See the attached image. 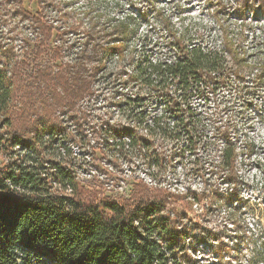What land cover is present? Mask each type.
<instances>
[{
	"label": "trees",
	"instance_id": "obj_1",
	"mask_svg": "<svg viewBox=\"0 0 264 264\" xmlns=\"http://www.w3.org/2000/svg\"><path fill=\"white\" fill-rule=\"evenodd\" d=\"M27 1L37 2V15L25 9ZM237 3L242 16L251 11L264 21V0ZM56 22L45 0H0V264H200L186 242L185 214L170 208L162 189L137 180L129 197L99 196L82 185L77 156H63L59 143L77 141L86 117L80 104L95 95L108 68L93 55L116 57L126 68L121 83L134 89L126 103L133 112L126 125L108 129L107 147L143 151L167 142L182 153L209 149L213 174L237 199L239 154L230 121L210 127L193 101L211 97L215 109L232 108L263 90L264 33H227L221 46L207 49L190 46L165 20L155 57L129 51L135 31L119 20L107 41L66 62L54 45L64 35Z\"/></svg>",
	"mask_w": 264,
	"mask_h": 264
},
{
	"label": "rangeland",
	"instance_id": "obj_2",
	"mask_svg": "<svg viewBox=\"0 0 264 264\" xmlns=\"http://www.w3.org/2000/svg\"><path fill=\"white\" fill-rule=\"evenodd\" d=\"M45 1L48 17L57 19L55 25L64 30L62 39L54 45L63 48L66 62L80 56L82 49L90 50L92 44L107 41L119 20H129L135 31L129 51L133 54L146 50L155 57L158 52L152 47L164 34L165 20L179 29L190 46L207 49L221 46L227 33L235 36L250 28L258 35L264 33L260 14L256 17L250 11L242 16L237 0H219L223 9L217 0ZM24 7L33 15L41 10L37 2L27 1ZM246 18L253 22L251 27H246ZM247 34L252 45L254 33ZM93 57L96 61L103 59L108 68L98 77L95 95L80 104L79 113L85 112L86 117L81 121L77 141L68 138L59 143L63 156H77L82 185L99 196L118 200L129 197L133 184L143 180L162 189L173 204L170 208L185 214L183 222L189 229L186 242L197 251L195 258L200 264H264V89L246 105L239 100L232 108L215 109L211 97L193 101L194 108L209 119L210 127L230 121L239 154L234 199L230 185L213 174L209 149L182 153L167 142L143 151L126 147L118 152L107 147L111 143L108 129L126 125L129 112H133L126 103L134 89L121 83L119 75L126 68L116 57ZM127 69L132 70L129 66ZM62 119L72 132L76 131L66 115ZM229 249L230 253L224 252Z\"/></svg>",
	"mask_w": 264,
	"mask_h": 264
}]
</instances>
